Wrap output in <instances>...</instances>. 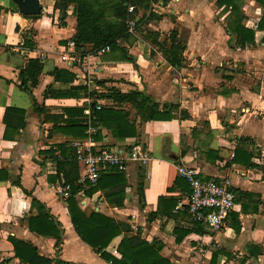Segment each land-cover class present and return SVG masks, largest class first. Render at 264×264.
<instances>
[{"label": "crops", "instance_id": "0c3cea01", "mask_svg": "<svg viewBox=\"0 0 264 264\" xmlns=\"http://www.w3.org/2000/svg\"><path fill=\"white\" fill-rule=\"evenodd\" d=\"M12 2L0 0V169L10 173L8 180L0 181V261L22 264L9 241L14 237L30 242L51 259L109 264L78 237L66 200L56 193L55 185L63 182L54 179L57 163L42 154L51 148L58 153L57 145L76 139L59 129L64 122L54 125L49 117L67 119V108L82 107L91 99L84 93L66 94L84 86L88 69L101 81L91 84L93 92L140 91L161 108L172 105L174 117L144 122L128 105L123 109L138 136L115 138L101 127L107 147L139 142L151 159L145 167L129 165L121 205L103 200L96 192L78 198L80 208L125 222L148 242H161L162 255L173 264H264V0H239L237 18L217 0H165L156 12L150 6L138 10L134 38L121 41L131 60H121L120 53L112 52L81 54L75 47L71 51L77 52L78 61L73 64L61 59L76 33L73 11L63 17L53 0H40L41 13L27 20L35 56L43 63L39 84L30 91L19 87L24 55L16 28L25 20ZM228 20L254 30V43L241 46L237 34L228 29ZM177 43L184 48L177 49ZM172 53L175 64L168 62ZM59 71L66 72L61 80L56 79ZM104 101L115 104L98 100ZM11 106L26 111L27 125L16 140L4 138L5 109ZM238 148L247 164L234 163ZM176 164L195 168L204 180L232 179L237 199L225 227L215 230L204 224L207 232H198L187 211L176 210L182 193L189 190ZM141 174L144 207L138 195ZM16 181L60 223L64 233L58 247L55 237L30 230L29 219L35 214L31 209L36 207ZM122 237L114 238L107 251L119 257Z\"/></svg>", "mask_w": 264, "mask_h": 264}, {"label": "trees", "instance_id": "16d2710c", "mask_svg": "<svg viewBox=\"0 0 264 264\" xmlns=\"http://www.w3.org/2000/svg\"><path fill=\"white\" fill-rule=\"evenodd\" d=\"M238 1L217 0V4L220 7H229L232 15L237 18L240 15L239 6L237 5ZM131 5L135 7L133 14H116L115 16L118 21L115 23L110 22L109 19L101 23L83 1L75 2L73 15L77 20V28L72 40L75 43L77 51L81 54L90 53L95 55L101 48L109 46L110 52L120 53L121 60H131L126 50L121 47V41L129 40L131 37L134 38L133 34L128 31V19H132L131 16H133L135 20L138 10L146 9L149 3H147V0H131ZM12 6L15 11L17 5L14 1L12 2ZM56 8L62 11V8L57 5ZM36 18L37 16L24 15V24L16 28V34L19 37V47L24 55V65L18 73L19 87L26 91H30L32 87L39 84V77L43 68L42 61L35 56L34 44L29 39L31 29L27 20ZM263 21L264 19H262ZM138 23L136 21L135 29H137ZM228 24V29L232 33L237 34L241 46L254 43V30L245 29L240 21L228 20ZM258 28H262L261 23L258 25ZM171 41L172 45H175V37ZM176 47L177 49L184 48L181 43H177ZM176 59V54L172 53L168 62L175 64ZM65 73V71H59V73H56V79L61 80L62 75H65ZM68 77L70 78L71 75L68 74ZM98 83H101V81H98ZM73 89L75 92L67 91L66 94L70 96L71 93L72 95L84 93L86 96L91 97L92 101H89V103H86L87 105L85 104L82 107L67 108L65 110L67 119L61 116H50L49 120H54V125L64 122L65 126L59 129L76 139L86 136L89 125L86 124L84 111L88 107L91 110V126L97 129L95 139L98 141H102L105 137L101 131V127L111 131L115 138L138 136L134 122L128 121V113L123 109L128 105L136 109V113L141 117V121L144 122L151 120H170L174 117L171 110L173 108L172 105H165L161 108L150 96L140 91H131L124 94L113 89L111 93L97 94L93 91L90 92L87 86H78ZM106 99L112 100L115 104L108 106L102 105L101 109L97 110L98 100ZM4 123L6 125L4 138L7 140H16L21 130L27 125L26 111L18 107H7L4 114ZM57 150L58 153L51 148L42 154L51 156L57 163V172L54 179H63L64 183L71 184L72 186V194L66 200L67 210L74 230L82 242L100 254V257L109 264H173L162 255L163 244L161 242L155 240L148 242L141 237L140 231L133 233L129 224L118 221L98 211L82 210L77 197L78 193L82 190V186L76 185L80 176V167L75 160L71 142L57 145ZM241 153L242 151L238 148L235 153L234 163L247 164L249 160H241ZM38 163L40 164V162ZM9 178L10 173L8 170L0 169V181H6ZM143 178L144 175L141 174V182L138 185L139 203L142 207L145 204ZM16 185L22 188L20 181H16ZM127 186L128 179L126 173L116 168H110L102 172L98 182L86 188L84 194L92 196L94 193L100 192L103 200L121 205L126 198ZM23 190L32 197L31 193L26 189ZM35 207L36 209H31L35 214L29 219L30 230L41 236L55 237L58 247L61 244L62 238L60 237L58 227L54 223V217L50 215L44 204L35 197H32V208ZM194 222L196 231L201 233L207 232L202 227L204 226L203 223ZM120 235L123 237L117 247L118 257L108 252L107 248L112 240ZM9 241L14 247L15 257L22 264H75L59 258L51 259L44 257L39 254L37 248L30 242L14 237H9ZM0 264H6V262L0 261Z\"/></svg>", "mask_w": 264, "mask_h": 264}, {"label": "built area", "instance_id": "2783aa9c", "mask_svg": "<svg viewBox=\"0 0 264 264\" xmlns=\"http://www.w3.org/2000/svg\"><path fill=\"white\" fill-rule=\"evenodd\" d=\"M164 2L165 0H150L152 11L156 12ZM135 28L136 21L133 19L128 23V31L133 34ZM75 47L73 40L68 41L61 59L69 64L78 61L77 52L71 51ZM108 52H110V47L105 46L98 51L97 55ZM86 76L88 80L83 85L92 92L95 90L91 87V84L95 83V77L88 69ZM102 105L103 102H98L97 110L101 109ZM84 115L86 124L89 125L86 136L71 141L75 160L80 166V176L76 182V185L82 186V190L77 195L80 200V197L84 196V190L95 185L102 172L116 168L127 175L129 165L145 167L151 159L149 150L139 142L112 148L104 144L105 137L102 141L96 140L97 129L91 126L89 107L85 109ZM175 167L178 175L184 178L189 185V190L182 193L178 200L176 210H186L194 221L209 225L215 230L225 227L227 217L235 207L236 193L232 179L212 177L204 180L193 167L185 164H176ZM55 189L62 200H67L72 194L71 184L64 183V181L57 183ZM80 205H83L82 201Z\"/></svg>", "mask_w": 264, "mask_h": 264}, {"label": "rangeland", "instance_id": "374dc122", "mask_svg": "<svg viewBox=\"0 0 264 264\" xmlns=\"http://www.w3.org/2000/svg\"><path fill=\"white\" fill-rule=\"evenodd\" d=\"M53 1L58 7L62 8V11L60 12H63V13H67L68 10L73 11L74 3L78 1H83L88 6L89 10L95 15V17H97V19L101 23L105 20L116 18L115 16L116 14L122 15L123 13H128L129 15H131L135 11V10H130V7L133 6L131 5V0H53ZM147 3H149V6H150V0H147ZM131 17L132 19H134L133 16ZM132 19L129 18L127 23H129V21H131ZM151 40H154V39H151ZM155 42L158 43L157 40ZM155 45L158 46V44H155ZM95 81H99V80L96 78ZM89 100H92V99H88V101H86L85 104L89 103ZM106 105L107 106L110 105L109 101L103 102V106H106ZM51 121L54 122V120H51Z\"/></svg>", "mask_w": 264, "mask_h": 264}, {"label": "water", "instance_id": "95a60500", "mask_svg": "<svg viewBox=\"0 0 264 264\" xmlns=\"http://www.w3.org/2000/svg\"><path fill=\"white\" fill-rule=\"evenodd\" d=\"M18 7L19 13L22 15H27V16H35L39 15L42 11V6L40 5V0H13ZM63 17H65V13H63ZM110 22L115 23L116 18H111L109 19ZM54 223L58 227L60 231V236L63 235V230L61 229L60 223L56 218H54Z\"/></svg>", "mask_w": 264, "mask_h": 264}]
</instances>
